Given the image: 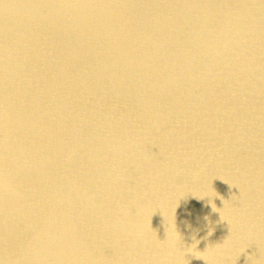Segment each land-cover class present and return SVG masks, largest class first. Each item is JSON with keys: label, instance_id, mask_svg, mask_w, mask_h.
<instances>
[{"label": "bare ground", "instance_id": "6f19581e", "mask_svg": "<svg viewBox=\"0 0 264 264\" xmlns=\"http://www.w3.org/2000/svg\"><path fill=\"white\" fill-rule=\"evenodd\" d=\"M0 264H264V0H0Z\"/></svg>", "mask_w": 264, "mask_h": 264}]
</instances>
